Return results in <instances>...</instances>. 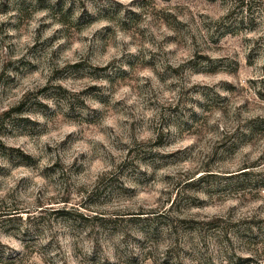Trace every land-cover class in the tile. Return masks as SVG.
<instances>
[{"label":"clouds","instance_id":"obj_1","mask_svg":"<svg viewBox=\"0 0 264 264\" xmlns=\"http://www.w3.org/2000/svg\"><path fill=\"white\" fill-rule=\"evenodd\" d=\"M31 2L34 4L35 0ZM50 2L54 4L55 0ZM81 2L97 18L102 9L116 5L123 6L121 18L126 11L140 17L130 35L108 19L92 24L83 33L88 36L105 26L115 27L113 46L107 48L106 55L90 60L92 67L105 68L114 61L119 62L123 55L142 56L146 61H153L155 57L154 67L135 73L139 92L129 99L128 106L116 110L121 114L103 120L97 134L86 139L77 137L79 143L66 155L56 144L52 145L51 153L47 152L46 136L35 141H30L27 135H17L15 139L0 136V140L11 147L24 146L32 153L40 149L38 168H10V179L0 176V222L16 221L19 228L18 232H5L0 228V246L10 250L6 254L14 256L18 264H239L241 260L264 264V187L257 189L255 199L251 196L221 199L208 195L205 187L197 193L203 202L198 206L177 201L179 190L174 191L177 184L183 186L207 176L228 181L250 173L264 179V163L243 166L249 163L246 153L255 160L264 151V140L256 148L242 149L234 163L221 169L205 170L199 161L189 160L156 171L137 160L136 153L128 157L132 148L156 152L191 145L197 152H209L218 140L236 131V103L205 113L197 102L208 104V97L217 93L227 97L229 93L221 91L224 82L239 83L241 91L247 90V93H251L253 87H261L264 82V0H217L213 8L201 7L199 0H148L147 7L142 6V0H76L77 9ZM71 5L72 0H67L65 9ZM80 11H76L73 20L79 17ZM167 15L174 16L183 28L169 25L164 19ZM17 16L15 10L0 14V23L11 20L15 24ZM46 16L45 11L34 14L35 19ZM29 23L32 22L26 23L22 31H29ZM35 26L32 23L33 29ZM7 35L18 37L13 29H8ZM224 36H234L236 43L219 47ZM5 44L19 45L11 59H19L24 54L19 38ZM2 52L0 50V71L5 60ZM197 53L201 57L211 56L214 61L226 58L243 64L247 71L239 76L230 75L217 65L218 70L211 74L208 61L197 59ZM250 58L252 65L248 67ZM59 66L65 65L61 62ZM116 66L119 67V63ZM124 68L130 71L127 65ZM108 74L112 75L113 69H109ZM161 80L162 90L154 91L155 84ZM32 81L43 86L47 83V73L39 80L37 75L30 76L25 83ZM91 83L96 81L87 77L71 87L60 80L52 81L53 87L63 84L76 94ZM100 83L107 84V81ZM116 100H123V95L118 94L113 104ZM42 102L56 107L51 100ZM85 103L94 109L103 107L98 102L85 100ZM178 104L180 110L176 111ZM185 109L208 117L205 127L213 128V133L187 132L182 122L191 127L192 121L191 113L182 114ZM3 111L0 108V112ZM81 114L89 115L87 110ZM251 115L264 116V108L253 110ZM30 118L45 123L42 115ZM240 130L248 131L243 127ZM161 132L171 143V147L163 150L152 147ZM125 158L132 160L136 168L121 169ZM57 159L61 170L55 174L45 173L44 167L56 163ZM142 172L155 174V183L146 189L153 194L150 199L141 195L145 189L139 184L124 183L125 177L140 179ZM114 178L118 180L115 186L110 183ZM128 190L132 194L125 196ZM94 192L101 194L103 206L82 215L81 197L88 203L87 198ZM77 193L81 196H76ZM245 236L255 239L249 241Z\"/></svg>","mask_w":264,"mask_h":264},{"label":"rangeland","instance_id":"obj_2","mask_svg":"<svg viewBox=\"0 0 264 264\" xmlns=\"http://www.w3.org/2000/svg\"><path fill=\"white\" fill-rule=\"evenodd\" d=\"M67 0H35L33 4L31 0H0V14H6L10 10L18 12L15 18L16 23L11 20L0 23V50L5 58L3 71H0V108L4 111L0 112V136L15 139L17 135H27L30 141H35L41 136L48 137L45 144L47 152H52V145L56 144L63 154H67L79 143L77 137L86 139L97 134L99 125L105 119L121 112L116 111L122 107L128 106L130 98L136 96L139 88L135 86V73L147 67H154L153 61H146L142 56L123 55L119 62L110 63L107 67H92L89 62L92 59H98L102 55L107 54V48L112 47V40L116 35L115 27L105 26L98 29L95 33L85 36L84 32L88 30L94 23H99L101 19L113 21L126 35H130L135 29L136 24L140 21L137 13L126 11L124 18L120 17L121 5L111 6L101 10L100 16L94 17L84 4L80 3V9L76 7V0H72L71 7L65 9ZM217 0H199L201 7L213 8L216 6ZM142 6H148V0H142ZM40 11L48 13L46 17L34 18V14ZM76 11H80L77 19L73 20ZM165 21L177 29L183 28V25L176 21L171 15L164 17ZM31 21L36 26L33 29L32 23L28 24L29 31H22L26 23ZM56 24L63 25L62 28H56ZM206 27V26H205ZM13 29L18 33V37H9L7 30ZM219 32V29H217ZM48 33H51L50 35ZM143 35V33H139ZM19 38L23 43L24 54L19 59L13 60L12 56L17 54L19 45H6L5 41ZM216 37L213 36V39ZM63 41V42H61ZM236 43L234 36H224L219 47H231ZM213 47H217L213 45ZM211 51V49H209ZM197 59H205L209 63V72L215 74L218 70L217 65L221 69L226 70L230 75H237L247 71L243 64L230 62L226 58L212 60L211 56L201 57L197 53ZM77 60V63H72ZM64 63L61 68L60 63ZM119 63V67H117ZM124 65L130 71H126ZM252 59L247 61V66L251 67ZM113 69V74L109 75L108 70ZM11 71V74H10ZM47 73V83L38 86L36 81L30 84L25 83L30 76L37 75L38 80L45 78ZM180 73L177 72V75ZM85 77L96 83H91L83 88L79 93H71L63 84L53 87V80H60L68 83L69 86H75ZM107 81V84L100 81ZM247 82V81H246ZM152 83V82H150ZM254 83V82H250ZM163 80L155 84L154 91H161ZM242 86L239 83L233 85L224 82L221 91L228 92L227 97H222L218 93L208 97V104H200L205 113H210L213 108L225 109L236 103V131L230 136H224L222 140H218L211 146L209 152H197L196 148L189 146L184 149L175 151H137L132 148L128 152V157L136 153V159L146 166L154 167L156 171L168 169L185 163L186 161L197 162L205 170L221 169L228 164L235 162L237 154L244 148L251 146L256 148L262 140H264V116L251 115L253 110L264 108V82L261 87H253L251 93L247 90L241 91ZM127 90V91H126ZM118 94L123 95V100H113ZM16 96L20 98L15 99ZM40 97L41 99H37ZM51 100L56 107L51 108L47 103L42 101ZM85 100L98 102L103 107L94 109L85 103ZM135 103V101H133ZM139 107V105H137ZM87 110L89 115L83 116L81 112ZM180 110L179 104L176 111ZM191 113V127L186 122H182L185 130L193 135L197 133H207L211 135L213 128L205 127L208 117L205 115L197 116L191 109H185L182 114ZM245 114H248L247 117ZM33 115H42L45 123L41 124L38 120L30 117ZM257 119L262 121V126L250 131L251 121ZM118 123V122H117ZM167 123V121H165ZM10 125V127L8 126ZM214 127V126H213ZM246 128L247 132H241V128ZM132 129H136L135 123ZM151 143V142H150ZM0 176L10 179V168H22L34 170L39 167L40 149L32 153L31 150L24 146L11 147L0 140ZM152 147L158 149H167L171 147L168 138L161 134ZM21 154L25 155L24 157ZM250 153H246V159L249 160L248 165L251 167L264 163V151L255 159H250ZM121 169L136 168V164L132 160L125 158L121 164ZM62 168L59 159L56 163L44 167L45 173L55 174ZM140 179L133 177H125L124 183L139 184L145 189L141 195L145 199H150L152 193L147 191L149 187L155 183V174L148 175L141 173ZM110 183L115 186L117 179H113ZM264 186V179H258L253 174L241 175L233 177L228 181H220L214 176L203 177L200 181L191 180L183 186L177 184L175 190L177 192V201H182L185 205H200L203 202L199 200L197 193L202 188L207 189V194L221 199L231 196H243L245 199L251 196L253 199L258 195L257 189ZM121 190L123 187L121 185ZM131 190L125 192V196L131 195ZM76 196H81L77 193ZM75 198V197H73ZM88 203L83 202L81 197V213L89 214L97 208L103 206L101 194L94 192L88 198ZM176 205L173 204V207ZM0 228L5 232H18L17 222L8 220L0 222ZM246 240H253L255 237L245 236ZM4 246H0V264H18L16 258L10 254ZM134 264V262H132ZM239 264H252L250 260H241Z\"/></svg>","mask_w":264,"mask_h":264},{"label":"trees","instance_id":"obj_3","mask_svg":"<svg viewBox=\"0 0 264 264\" xmlns=\"http://www.w3.org/2000/svg\"><path fill=\"white\" fill-rule=\"evenodd\" d=\"M262 126V121L261 120H257V119H254L251 121V129L250 131L253 132L255 129H258V127H261ZM2 146L0 145V148ZM22 157H24L25 155L21 154ZM244 167H251L252 165H248L247 163L243 165ZM248 173H243L242 175H247ZM201 179H203V177H201L200 179H198V181H200ZM264 187V186H263Z\"/></svg>","mask_w":264,"mask_h":264}]
</instances>
